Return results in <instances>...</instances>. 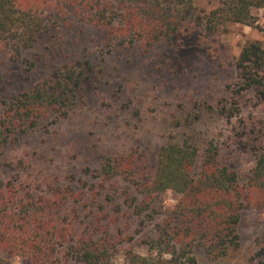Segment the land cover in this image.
Instances as JSON below:
<instances>
[{
	"label": "rangeland",
	"instance_id": "rangeland-1",
	"mask_svg": "<svg viewBox=\"0 0 264 264\" xmlns=\"http://www.w3.org/2000/svg\"><path fill=\"white\" fill-rule=\"evenodd\" d=\"M222 1L193 0L195 16L208 15ZM253 15L254 27L226 23L209 37L196 28L149 50L141 45L115 47L105 31L76 23L55 32L52 40L44 38V46L55 41L52 51L37 47L20 61L7 52L0 59V118L4 100L32 90L56 69L76 62H82L85 69L83 85L66 114L42 119L0 151L3 179L21 170L19 181L40 186L43 193L48 186L73 188L79 194L71 205L79 208L90 230L100 225L101 234L108 228L115 237L119 264L125 263L129 250L149 255L157 222L133 212L126 202L134 193L127 181L114 178L103 186L99 178L107 161L133 160L138 178L146 180L155 172L166 144L188 140L203 152L214 141L221 147L223 163L238 174L240 186L250 190L256 155L264 143V100L253 92L244 93L238 100L240 114L232 121L219 111L225 101H232L238 82L235 63L243 48L254 42L264 48V9L253 10ZM25 58L37 62L30 73ZM18 161L24 162L21 169ZM179 198L174 191L159 197L163 215ZM238 232L239 248L216 259L202 252L199 263L264 262V195L242 212ZM3 260L4 264H30L7 254Z\"/></svg>",
	"mask_w": 264,
	"mask_h": 264
},
{
	"label": "trees",
	"instance_id": "trees-1",
	"mask_svg": "<svg viewBox=\"0 0 264 264\" xmlns=\"http://www.w3.org/2000/svg\"><path fill=\"white\" fill-rule=\"evenodd\" d=\"M255 9H264V0H223L205 16H195L193 0H0V59L9 52L13 60L20 61L37 47L52 51L55 41L44 46V38L52 40L55 32L76 23L105 31L115 47L141 45L149 50L196 28L209 37L226 23L254 27ZM35 55L40 57L39 52ZM24 62L29 73L37 64L27 58ZM235 66L238 82L232 101H225L219 111L228 121L240 114L238 100L244 93L253 92L264 100L263 46L247 44ZM84 69L82 62L66 64L32 90L4 100L0 151L42 119L66 114L83 85ZM23 164L17 163L20 169ZM20 171L7 181L0 172V264H4V254L30 264H119L118 243L108 228L104 234L100 225L90 230L79 208L71 205L79 193L62 186H48L43 193L40 186L21 183ZM138 175L133 160L119 158L114 163L107 161L99 178L104 187L114 178L127 181L134 193L126 202L133 212L157 222L149 255L129 250L124 264H200L202 252L216 259L239 248L242 212L264 195V143L256 155L250 190L242 188L238 174L223 163L221 147L214 141L203 152L191 141H172L161 148L149 179ZM168 191L180 198L163 215L157 201Z\"/></svg>",
	"mask_w": 264,
	"mask_h": 264
}]
</instances>
